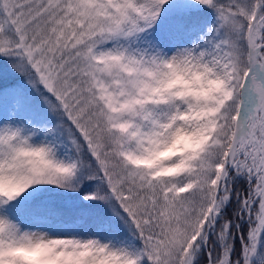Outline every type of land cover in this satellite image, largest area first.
I'll return each mask as SVG.
<instances>
[{
	"label": "snow or ice",
	"instance_id": "1",
	"mask_svg": "<svg viewBox=\"0 0 264 264\" xmlns=\"http://www.w3.org/2000/svg\"><path fill=\"white\" fill-rule=\"evenodd\" d=\"M0 264H264V0H0Z\"/></svg>",
	"mask_w": 264,
	"mask_h": 264
}]
</instances>
